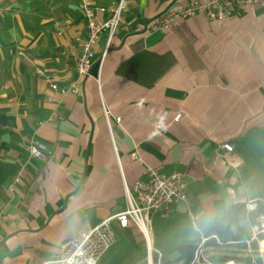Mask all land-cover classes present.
Returning a JSON list of instances; mask_svg holds the SVG:
<instances>
[{
	"label": "crops",
	"instance_id": "crops-1",
	"mask_svg": "<svg viewBox=\"0 0 264 264\" xmlns=\"http://www.w3.org/2000/svg\"><path fill=\"white\" fill-rule=\"evenodd\" d=\"M119 1L0 0V264H56L79 231L126 208L127 191L136 197L149 167L179 170L187 182L189 202L152 215L165 264H185L177 259L190 253L192 262L203 239L209 260L253 251V264H264L257 241L247 243L264 216L252 222L264 202V7L150 31L149 22L190 0H125L101 71L107 33L94 47L91 74L79 77L83 3ZM33 11L45 14L39 23L24 15ZM74 82L79 90L66 95L51 87ZM34 139L47 144L45 160L30 155ZM237 203L247 217L242 233L232 228L244 239L223 242L216 219ZM112 225L117 242L105 257L115 264L141 233ZM121 239L129 244L119 250Z\"/></svg>",
	"mask_w": 264,
	"mask_h": 264
},
{
	"label": "built area",
	"instance_id": "built-area-1",
	"mask_svg": "<svg viewBox=\"0 0 264 264\" xmlns=\"http://www.w3.org/2000/svg\"><path fill=\"white\" fill-rule=\"evenodd\" d=\"M124 3L125 0H120L110 8H94L88 2L83 3V13L87 19V32L80 39L81 52L76 59V70L79 77L86 78L91 74L95 61L94 47L99 37L107 33V44L99 60V72L101 71L112 37L119 26ZM245 5L264 7V0H190L183 6L169 8L163 15L149 22L147 29L150 31L167 30L172 28L179 18L187 19L200 14L205 15L210 20L222 21L230 18L237 8ZM97 12L108 13L109 16L103 19L99 17ZM51 87L59 90L63 95L69 92L75 93L79 90L77 82L63 88H59L57 84L52 83ZM165 115L166 113L162 112L158 116V129L163 128L162 121ZM181 117V113L177 114L174 121H179ZM222 147L227 152L233 151V146L230 143L224 144ZM28 149L32 157L40 160H45L49 151L47 144L39 139L32 140L28 145ZM145 174V179L137 181L134 185L136 197H133L127 191L126 208L94 226L89 225L79 231L64 248L56 264H100L117 242V232L112 225L113 221H117L123 228L134 225L139 230L146 243L145 260L147 264H165L162 252L154 245L152 215L159 213L167 217L178 204L189 202L187 182L184 179V174L179 170L165 173L149 167ZM253 208V206L249 207V209ZM261 218L264 220V216ZM261 234H264V223L262 227H255V233L247 243L257 241L259 245H262V240L259 239ZM212 237L219 242L216 235ZM206 240L203 239L199 244L195 257L190 264H240L234 259L222 263L210 261L205 255ZM263 253V248L259 246L261 258L264 257Z\"/></svg>",
	"mask_w": 264,
	"mask_h": 264
},
{
	"label": "trees",
	"instance_id": "trees-1",
	"mask_svg": "<svg viewBox=\"0 0 264 264\" xmlns=\"http://www.w3.org/2000/svg\"><path fill=\"white\" fill-rule=\"evenodd\" d=\"M24 15L29 18L33 19L36 23L40 22L41 17L45 16L43 13H38L37 11L24 13ZM264 214V202L261 201L258 203V208L254 213L252 218V222L255 223V218L259 217L260 215ZM247 217V210L246 205L244 203H237L233 205L230 209V212L227 217L223 219H216V222L219 223L218 227H216V233L219 236L220 240L223 242H228L230 240L239 241L244 239L243 234L235 235L232 226L234 225L239 233H242L243 230L240 226V222ZM261 237H264L262 234ZM193 249V248H190ZM193 258V255L190 253L188 256H180L177 261L184 260L185 264L190 263ZM234 259L231 255L220 254L214 255L210 257V260L216 263H222L227 260ZM238 259V258H236ZM235 260V259H234ZM100 264H112L107 257H104Z\"/></svg>",
	"mask_w": 264,
	"mask_h": 264
},
{
	"label": "rangeland",
	"instance_id": "rangeland-1",
	"mask_svg": "<svg viewBox=\"0 0 264 264\" xmlns=\"http://www.w3.org/2000/svg\"><path fill=\"white\" fill-rule=\"evenodd\" d=\"M257 227H262L264 220L260 217L259 221H257ZM262 234L259 236L260 240H264V237H261ZM129 241H130V245L129 248L126 250L127 253V257H122L119 252H116L117 254L119 253V258L117 259V261L115 262V264H145L146 260H145V256H146V243L145 241H143V238L141 235H138L136 237L130 236L129 237ZM120 245H119V250H122L123 248V244L127 245L129 244L128 242H126L125 240L121 239L120 241ZM257 246V248L262 247L263 251H264V247L262 245L257 244L256 242L253 243ZM132 246V248H131ZM111 250V249H110ZM112 251V250H111ZM111 251H109L107 253V255L109 254L110 256L112 255ZM111 253V254H110ZM228 253H230V255L232 257H234V259L239 262L240 264H253L252 259H255L257 261V252H248V253H244V252H238V250H230L228 251ZM106 255V256H107ZM264 255V253H263ZM238 258V259H236Z\"/></svg>",
	"mask_w": 264,
	"mask_h": 264
},
{
	"label": "bare ground",
	"instance_id": "bare-ground-1",
	"mask_svg": "<svg viewBox=\"0 0 264 264\" xmlns=\"http://www.w3.org/2000/svg\"><path fill=\"white\" fill-rule=\"evenodd\" d=\"M261 244H262V246L264 247V240L262 241V243H261Z\"/></svg>",
	"mask_w": 264,
	"mask_h": 264
}]
</instances>
